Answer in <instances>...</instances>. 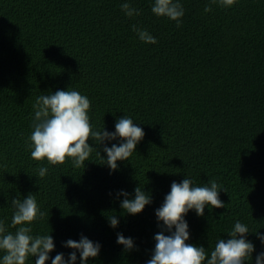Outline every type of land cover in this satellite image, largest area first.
I'll return each mask as SVG.
<instances>
[{"label":"trees","instance_id":"trees-1","mask_svg":"<svg viewBox=\"0 0 264 264\" xmlns=\"http://www.w3.org/2000/svg\"><path fill=\"white\" fill-rule=\"evenodd\" d=\"M124 2L140 14L129 18ZM154 2L0 0V221L14 233L11 201L34 195L44 217L32 222L31 235L51 234L55 244L46 264L73 251L81 264L79 251L65 242L82 234L101 245L88 264H147L163 230L156 209L172 183L186 178L194 187L215 180L224 203L206 205L203 216L188 211L186 243L203 246L210 258L240 221L255 246L245 264L264 252L254 232L264 234V0H236L227 8L217 0L207 13L211 0H179V27L156 16ZM132 25L157 43L142 42ZM69 89L89 98L93 131L114 132L125 116L144 130L117 170L102 158L104 144L119 138L104 144L90 138L93 150L81 168L70 158L58 165L31 158L36 98ZM40 167L48 169L43 178ZM138 186L151 203L128 214L117 193L131 199ZM110 215L119 221L115 228ZM118 233L133 238L135 247L126 251Z\"/></svg>","mask_w":264,"mask_h":264},{"label":"clouds","instance_id":"clouds-1","mask_svg":"<svg viewBox=\"0 0 264 264\" xmlns=\"http://www.w3.org/2000/svg\"><path fill=\"white\" fill-rule=\"evenodd\" d=\"M221 7H231L236 0H218ZM217 0L205 6L204 12L212 11V5ZM121 10L129 17L138 16L139 10L130 3L121 4ZM152 12L158 17H167L176 21L177 27L184 16L183 5L179 0H155ZM132 30L137 33L142 42L155 44L157 39L147 30L132 25ZM91 103L87 96L75 90H58L54 94L40 95L33 104L34 120L33 131L29 137V147L32 149L31 158L35 161L45 159L51 165L64 164L71 159L76 168L85 167V162L90 160L93 147L89 144L92 138L97 144L104 141H114L119 138L120 143H113L111 147L104 144L103 151L107 157L102 158L112 171L118 169L117 161L128 160L136 149L137 144L143 139L144 130L134 124L128 116L122 117L115 125V131L105 129L93 131L88 112ZM100 155V153H98ZM46 167L38 169V177L47 174ZM218 185L215 180L208 186H193V180L186 178L181 183L173 182L171 191L166 195L163 205L156 209L158 221H162V231L158 232L154 254L147 264H245L252 258L255 251L254 244L246 238L249 228L236 221L234 228L229 233L230 239H220L210 253V258L203 246L186 243L190 237L189 225L184 219L189 210L195 209L197 215L203 216L205 206L222 208L224 203L219 198ZM118 196L125 197L121 201V208L128 214L136 215L142 212L146 205L151 203L150 194L145 193L142 186L135 189L134 198L129 199V193L121 190ZM14 214L10 227L16 231L9 232L3 221H0V252H3L0 264H26L28 258L37 257L35 264H46L49 253L55 249L51 234L33 236L30 225L38 218L43 219L44 213L40 211L34 195L27 198L13 199L11 201ZM110 226L115 228L119 221L115 215L108 217ZM174 229V230H173ZM165 231L170 235H165ZM264 243V234L254 231ZM117 243L124 246L126 251L135 247L131 237L117 234ZM65 247L78 250L81 264H88L89 258L99 255L101 245L93 242L88 237L81 235L79 241L69 239ZM77 252L69 253L65 260L63 253H58L52 264H75ZM255 264H264V252L256 257Z\"/></svg>","mask_w":264,"mask_h":264}]
</instances>
